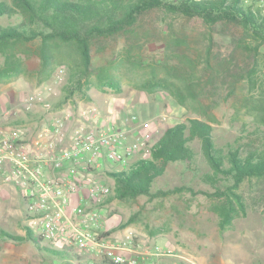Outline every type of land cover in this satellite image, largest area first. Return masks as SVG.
Wrapping results in <instances>:
<instances>
[{
  "label": "rangeland",
  "instance_id": "374dc122",
  "mask_svg": "<svg viewBox=\"0 0 264 264\" xmlns=\"http://www.w3.org/2000/svg\"><path fill=\"white\" fill-rule=\"evenodd\" d=\"M0 1L9 3V0ZM151 19L157 21L162 33L166 34L164 26L169 20L164 23L160 13L151 14L148 22ZM23 21L22 15L0 17V26ZM171 22L174 29H183L190 40L189 49L180 48L177 54L186 52L193 57L194 66L200 69L194 79L200 83L193 87L197 91L195 100L188 98L181 106L164 91L146 94L138 89L140 82L151 75L155 63L167 61L170 56V48L164 47L162 42L147 44L142 52L144 68H136L124 61L122 50L126 42L122 36L96 41L91 47L90 76L83 78L78 86L72 79L78 74L76 54L68 50L54 51L51 64L45 66L38 54L39 42L35 40L12 45L0 55V115L10 108L15 109L18 116L7 123L0 121V129L10 131L20 125L27 136H32L42 112L35 105L31 115H25L20 111L23 101L50 84L55 74L61 73L63 81L55 89L56 94L49 97L54 107L66 103L75 108L95 105L102 117L120 115L124 125L135 115L138 120L147 121L148 127L146 131L135 129L133 136L146 132L151 144L166 128L184 123L188 117L207 122L212 127L216 145L223 149L227 150L228 146L243 149L252 141L256 144L254 139L260 135V120L255 106L264 91V45L249 53L239 45L240 32L230 26L217 25L209 31L199 22L186 23L181 19H171ZM246 44L253 46L249 39ZM174 62L188 65L184 57ZM206 65L209 71H203ZM157 71L158 75H163L161 70ZM108 79L113 85L107 84ZM109 122L113 123V118ZM191 147L194 151L191 162L170 163L164 174L155 179L152 192L183 188L165 197L139 196L122 201L114 198V182L109 172L121 167L108 164L109 171L101 174L111 189V194L105 198L102 237L103 243L118 248H102L79 255L81 259L72 264H86L112 255L124 259L135 257L137 264H145L144 253L156 249L170 253L153 264H264L261 184L255 180L242 184L240 192L244 197L245 215L236 217L221 229L213 209L214 201L204 193L222 190L229 185V180L214 176L197 139L192 141ZM28 227L30 223L18 190L0 183V230L14 237H25ZM31 230L32 237L40 240L41 246H54L42 240L35 227ZM22 239L15 241L0 234V264H63L30 240Z\"/></svg>",
  "mask_w": 264,
  "mask_h": 264
},
{
  "label": "trees",
  "instance_id": "16d2710c",
  "mask_svg": "<svg viewBox=\"0 0 264 264\" xmlns=\"http://www.w3.org/2000/svg\"><path fill=\"white\" fill-rule=\"evenodd\" d=\"M164 16L166 34L157 21L147 20L151 14ZM22 15L24 21L16 25L0 26V55L12 45L26 44L38 40V54L45 66L51 64L53 52H73L78 60V74L72 77L75 84L89 77L91 73V47L96 41L122 36L125 46L122 50L124 61L136 68H144L142 52L150 42H162L170 48L167 61L155 63L149 76L139 86L142 92L153 94L164 91L177 103L184 106L187 99L195 100L200 85L194 80L200 69L194 66L193 57L178 50L189 49V36L173 27L171 19L183 22H199L205 29L217 25L230 26L240 32L239 45L249 53L256 52L264 45V0H9L0 1V17ZM160 23V22H159ZM253 44H246L247 40ZM184 57L188 63L180 65L174 60ZM146 66V65H145ZM163 75H158L157 70ZM209 71L206 65L203 71ZM113 85L110 79L107 81ZM264 88V87H263ZM256 100L255 110L259 118L260 135L247 143L243 149H223L216 145L212 127L205 121L187 118L164 130L150 150V157L136 160L126 170L109 172L113 179V196L122 201L139 196L149 198L165 197L183 188L152 192V186L161 177L170 163L191 162L194 151L191 143L200 142L202 154L217 178L228 179L229 185L216 189L206 196L214 201L213 209L219 218V226L225 229L238 216L245 215L244 197L241 186L255 180L261 184V201L264 204V91ZM31 115V114H29ZM25 237H14L0 230L1 236L22 241L30 240L37 248L51 253L63 262L72 264L81 257L70 250H56L41 246L40 240L32 237L26 228ZM107 235V233H106ZM86 264H128L115 263L104 256Z\"/></svg>",
  "mask_w": 264,
  "mask_h": 264
},
{
  "label": "built area",
  "instance_id": "2783aa9c",
  "mask_svg": "<svg viewBox=\"0 0 264 264\" xmlns=\"http://www.w3.org/2000/svg\"><path fill=\"white\" fill-rule=\"evenodd\" d=\"M62 81L57 73L50 84L24 99L22 113L31 114L35 105L42 112L32 136L20 125L10 131L0 129V183L18 190L28 228L35 227L53 249L68 248L77 255L117 249V245L103 243L105 198L111 189L101 174L109 171L108 164L120 166L114 171L118 172L132 160L150 157L148 133L133 136L135 129L146 131L148 122L131 115L133 128L123 129L114 122L99 124L102 115L95 105L54 107L49 97ZM15 117L17 111L8 108L0 121L7 123ZM169 253L149 250L143 259L153 264ZM110 259L137 264L135 257L112 255Z\"/></svg>",
  "mask_w": 264,
  "mask_h": 264
},
{
  "label": "crops",
  "instance_id": "0c3cea01",
  "mask_svg": "<svg viewBox=\"0 0 264 264\" xmlns=\"http://www.w3.org/2000/svg\"><path fill=\"white\" fill-rule=\"evenodd\" d=\"M111 117V116H110ZM110 117H100L99 119V124H106L107 122L109 123V120H111L113 118L114 120V123L117 124L118 126H120L121 128L123 129H126L128 126L130 128H133L132 127V124L129 122V124L127 123V125L125 126L124 125V121L123 119L120 118V115L116 114V118L112 116V118ZM116 121V122H115ZM103 230H105V223L103 225ZM145 264H148V262H145Z\"/></svg>",
  "mask_w": 264,
  "mask_h": 264
}]
</instances>
